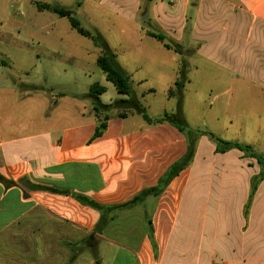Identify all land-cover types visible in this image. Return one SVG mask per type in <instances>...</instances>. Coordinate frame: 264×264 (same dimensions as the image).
<instances>
[{
  "label": "crops",
  "instance_id": "1",
  "mask_svg": "<svg viewBox=\"0 0 264 264\" xmlns=\"http://www.w3.org/2000/svg\"><path fill=\"white\" fill-rule=\"evenodd\" d=\"M17 1L23 16L25 6L37 8L36 3L64 8L73 2L79 8L93 4L98 13V7L110 0ZM125 1L111 0L107 5L117 2L122 7ZM130 1L131 17L118 30L122 42H115L118 48L124 44L129 48L120 55L112 48L132 82L129 96L118 93L96 66L101 50L90 39L87 45L81 39L86 37L78 33L80 37H74L71 26L55 29L67 18L56 15L45 34L55 46L47 52L50 72L42 83L27 79L31 69L40 67L38 51L9 40V29L0 22V264H49L50 245L55 247L63 230L79 232L81 238L73 243L82 245L99 223L100 213L76 196L104 207L129 205L144 190L155 188L184 157L188 139L176 125L202 131L190 126L185 113L187 71L200 58L199 21L212 24L213 17H232L244 25L247 40L254 35L264 43V0H173L170 9L163 6L167 0L155 1L153 8L162 5L164 12L158 17L153 9L152 22L176 44L178 53L137 23L140 0ZM160 17H172L176 29L167 31ZM90 27L105 39L97 25ZM25 58L30 64L21 63ZM181 61L186 76L178 99L169 91L179 81ZM95 74L100 80H92ZM233 74L242 77L240 72ZM151 83L161 85L160 101H155ZM92 85L104 88L97 96L100 105L141 102L151 121L124 103L99 109L88 96ZM110 88L114 100L105 102ZM164 114L175 123L159 121ZM101 124L105 128L94 138ZM202 132L240 141L237 135ZM249 143L264 153L258 139ZM259 174L255 159L238 150L217 153L207 135L199 136L190 163L157 197L146 196L115 212L101 234L94 233L96 258L86 251L68 264H264V179L250 198L251 179Z\"/></svg>",
  "mask_w": 264,
  "mask_h": 264
},
{
  "label": "rangeland",
  "instance_id": "2",
  "mask_svg": "<svg viewBox=\"0 0 264 264\" xmlns=\"http://www.w3.org/2000/svg\"><path fill=\"white\" fill-rule=\"evenodd\" d=\"M110 1L105 2L103 7H98V13H95L97 7L93 4L83 5L79 8V5L73 2L66 5V9L74 11L73 16L82 28L91 31L90 23L97 25L100 32L105 36L104 41L110 46L111 51L112 48H117V53L120 55V52L129 48V44H124V47L118 48L115 42L118 40L122 42L118 30L125 24L124 21L126 22L128 17H131L132 2L126 0V4L122 7L116 6L117 2L111 3L110 7L107 5ZM155 1L157 0H140V10L136 16L137 23L148 32L163 34L165 36L164 44L174 50V47H177L176 44L171 42L163 32H160L161 28L152 22V16H154V10L158 11V17L159 15L162 16V12H164L162 7L170 9L175 3L172 2L173 0H167L163 6L159 5L154 9ZM77 2H81V0H77ZM25 7L23 16H20L21 10L17 0H0V22L9 29V40L38 51L41 59L40 67L31 69L27 79L41 80L42 83L45 82L42 80L43 75L50 72L47 52L51 45L55 46L54 41L51 43L45 34L52 29L50 27L51 19L57 16L49 11H38L33 5H26ZM143 17L146 18L143 19ZM171 18L160 17V21H163L161 24L167 31H174L178 24ZM199 22L196 32L198 38L196 46L200 44V58L190 63L191 66L187 71L189 84L185 87V113L190 126L202 131L216 132L220 136H227V138L237 135L240 138V143L248 145L250 144L249 140L255 138L264 145V82L262 80L264 76H260L264 74V43L254 35L247 40L244 25L235 22L232 17L231 20L230 17L226 16L213 17L212 24H207L203 20ZM224 24L226 29L223 30L222 25L224 26ZM235 25V35L232 36V27ZM207 28L210 30H206ZM55 29L69 30L71 29L70 23L66 19L62 21L61 27L58 25ZM33 31L38 33L28 38ZM70 31L74 37H80L75 30L71 29ZM81 39L87 45L91 44L88 38ZM74 43L75 41L72 44ZM76 44L75 46H78ZM146 45H148L147 42L143 44L145 47ZM152 45L157 46V43L152 42ZM154 54L153 57L158 58V53ZM21 63L30 64V61L25 58ZM69 66L67 64L66 68ZM235 67L239 69L235 70ZM73 68L71 67L70 70ZM233 72H240L242 77L234 76ZM231 74L233 78L230 76ZM179 79L180 77H178ZM92 80L98 81L100 76L95 74L92 76ZM148 87L156 91L155 101H160L161 85L151 83ZM173 89H175L174 86ZM113 93L112 88H110L104 93L103 100L105 102L114 100ZM137 105L142 109L144 108L141 102H138ZM122 107L127 106L122 105ZM215 136L222 139L219 135ZM257 151L264 155L262 150L258 149ZM59 233L63 236L57 238L55 247L50 245V255L47 257L49 264L74 263L78 256L86 251L90 254L93 252L89 257L95 258L98 245L88 239L87 235L83 238L85 241L82 240L83 244L78 247L73 257L66 244L68 241L73 243L76 239L81 238V235L79 232L69 230H63Z\"/></svg>",
  "mask_w": 264,
  "mask_h": 264
},
{
  "label": "trees",
  "instance_id": "3",
  "mask_svg": "<svg viewBox=\"0 0 264 264\" xmlns=\"http://www.w3.org/2000/svg\"><path fill=\"white\" fill-rule=\"evenodd\" d=\"M37 9L41 11H49L55 15H57L60 18H67L69 20L70 26L73 30H75L79 35L86 37L90 39L93 42V45L98 47L102 54L96 59V66L99 68V70L104 74L105 78L107 81L112 83L114 87L116 88L117 92L120 94H125L127 96L131 95L132 92V82L126 72L122 70V68L119 66V64L116 61L115 55L112 53L111 49L107 45V43L104 41V39L99 35L95 30L88 31L84 28L81 27L80 23L75 19L74 11L66 9L64 7H61L59 5H50V4H38L36 3ZM150 35L154 38H156L158 41L163 42L165 36L163 34H154L150 33ZM165 47L169 48L167 44H164ZM174 51L178 53L176 47H174ZM186 76V67L181 61V68L179 71V81L175 83V89H171L169 91V94L175 95L178 99H180V87L183 84V81L185 80ZM104 92V88L100 87L98 85H92L90 87L88 96L93 98V103L94 105L98 106L99 109L106 110L110 107H116L119 106L120 103L128 104L130 105L133 109H135L139 114H141L142 118L146 122H150L151 119L144 113V110L135 104L134 102L128 100H123V101H115L111 103L110 105H100L98 102V95ZM159 121H166L170 123H175L172 116L168 114H164ZM178 129L184 133V135L188 139V150L187 153L184 155L182 159L179 161L175 162L165 173V175L159 180L158 185L155 188H151L148 190H144L141 192V194L135 198L133 202H131L129 205H121V206H114V207H104L97 205L93 203L92 201H89L85 198L76 196L75 198L81 202L82 204L89 206L91 208L96 209L100 213V220L99 223L97 224L95 230L93 233L89 234L87 237L91 241L95 242L94 239V233H99L101 234L103 228L106 226L107 222L111 221L114 213L118 212L122 209H126L129 206L135 205L136 203L141 202L146 196H153L157 197L165 188V186L174 178L176 177L181 170H183L191 161L194 153V144H195V139L198 138L199 136L202 135H207L209 139L215 144L216 147V152L217 153H224L230 150H238L240 151L243 156L248 157V158H253L257 161L259 167H260V174L259 176L251 179V191H250V198L251 195L253 194L255 188L257 187V184L259 183L260 180L264 179V155L260 152H258L253 146L248 145V144H243L237 141H227L223 140L221 138L215 137L212 134L205 133L202 131H192L186 126H178ZM105 124H101L97 130L94 133V138L100 136L101 132L104 130ZM12 184V183H9ZM41 190L45 191H51L53 190L46 189V188H41ZM250 198L248 201L247 206L245 207V214L250 202ZM57 224H59L57 222ZM83 244V243H82ZM66 246L72 253V256L74 257L76 254V250L80 246L78 243H67ZM93 253V252H92ZM91 253V254H92ZM96 258V255H95Z\"/></svg>",
  "mask_w": 264,
  "mask_h": 264
},
{
  "label": "water",
  "instance_id": "4",
  "mask_svg": "<svg viewBox=\"0 0 264 264\" xmlns=\"http://www.w3.org/2000/svg\"><path fill=\"white\" fill-rule=\"evenodd\" d=\"M146 17H148V15L146 14ZM146 17H143V19H145Z\"/></svg>",
  "mask_w": 264,
  "mask_h": 264
}]
</instances>
